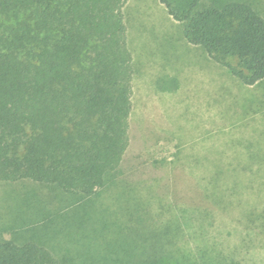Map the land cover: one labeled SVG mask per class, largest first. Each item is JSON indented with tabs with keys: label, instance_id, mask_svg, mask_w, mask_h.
Returning a JSON list of instances; mask_svg holds the SVG:
<instances>
[{
	"label": "rangeland",
	"instance_id": "374dc122",
	"mask_svg": "<svg viewBox=\"0 0 264 264\" xmlns=\"http://www.w3.org/2000/svg\"><path fill=\"white\" fill-rule=\"evenodd\" d=\"M243 1L264 17V0ZM124 18L134 93L122 164L92 196L0 182V238L65 264H264V85L190 45L157 0H128ZM219 171L226 206L197 183Z\"/></svg>",
	"mask_w": 264,
	"mask_h": 264
},
{
	"label": "trees",
	"instance_id": "16d2710c",
	"mask_svg": "<svg viewBox=\"0 0 264 264\" xmlns=\"http://www.w3.org/2000/svg\"><path fill=\"white\" fill-rule=\"evenodd\" d=\"M127 1L0 0V182L92 196L120 167L134 93ZM157 1L190 45L244 86L264 85V17L250 3ZM229 171L213 185L187 174L208 199L221 190L226 206ZM0 264L65 263L37 242L0 238Z\"/></svg>",
	"mask_w": 264,
	"mask_h": 264
}]
</instances>
